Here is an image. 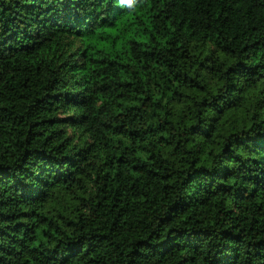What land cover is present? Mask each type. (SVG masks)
<instances>
[{
  "label": "trees",
  "instance_id": "obj_1",
  "mask_svg": "<svg viewBox=\"0 0 264 264\" xmlns=\"http://www.w3.org/2000/svg\"><path fill=\"white\" fill-rule=\"evenodd\" d=\"M0 264H264V0H0Z\"/></svg>",
  "mask_w": 264,
  "mask_h": 264
}]
</instances>
